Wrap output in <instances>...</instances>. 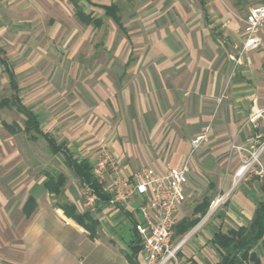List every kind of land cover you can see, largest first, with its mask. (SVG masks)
Wrapping results in <instances>:
<instances>
[{
    "label": "crops",
    "instance_id": "obj_1",
    "mask_svg": "<svg viewBox=\"0 0 264 264\" xmlns=\"http://www.w3.org/2000/svg\"><path fill=\"white\" fill-rule=\"evenodd\" d=\"M27 1H30L28 13L37 20L66 1L73 6L78 23L86 27L99 29L104 25L102 15L86 11L88 6L100 9L113 21L102 8L112 3ZM154 1L158 4L154 10L156 18L148 26L150 35L132 36L123 19L122 27L113 21L126 39L119 44H107L117 45L124 52L122 55L117 52L114 59L111 57L112 62L120 58V81L110 84L107 90H98L100 98L94 96L89 108H93L102 121L99 123L98 116L91 125H75L76 117L67 124L62 115L60 122L56 121L57 133L62 132L60 140L49 128L48 120H43V114L23 102L18 75L0 45L2 56L14 72L19 88L17 95L23 105L38 115L41 130L59 144H65L77 161L87 160L94 166L101 143L102 148L110 145L112 153L125 165L126 174L142 167L164 172L169 167L180 168L188 163L187 200L173 236L178 242L189 235L179 254L181 264H221L225 252L214 243L215 236L233 230L249 231L264 199V178L246 177L233 184L241 161L232 148L233 144L246 145L259 132L247 121L252 112L264 109V32L263 46L244 56L242 64L237 65L227 56L242 43L244 26L240 28L237 22L229 21L217 1L196 0L195 9L176 10L174 2L177 0ZM160 1L167 6L163 8L164 3ZM80 10L101 19L102 24L84 23L78 14ZM217 11L223 18L221 25L211 23V15L220 14ZM59 26L57 24L53 31L59 32ZM75 26H70L72 36L76 35ZM0 66L13 92L11 97L1 98V103L3 99L15 97L16 91L11 87L9 73L1 63ZM2 109L15 110L25 118L23 126L1 120L8 137L24 134L31 142L43 140L52 154L44 138L32 140L25 132L13 134L6 130L4 123H17L24 128L26 117L14 106L0 105ZM79 112L84 113L85 109ZM113 117L116 119L112 122ZM209 124V141L189 160L191 139ZM9 144V140L0 138V264H143L141 239L134 229L140 219L137 211L140 197L131 199L127 205L99 201L94 210L68 195L65 187L62 196H66L65 200L57 199L47 189L46 182L49 175L58 173L46 168L32 170L27 164L17 167L16 159L21 156H17ZM218 196L220 201L217 199L209 210ZM29 199L34 201L29 202ZM207 202L209 207L203 213ZM32 203L35 208L29 211ZM63 203L74 204L79 214L90 212L94 223L85 220L84 225L68 217L59 206ZM195 220L198 222L192 229L181 233ZM249 252L244 264H253L252 254L264 264V234L255 246H249Z\"/></svg>",
    "mask_w": 264,
    "mask_h": 264
},
{
    "label": "rangeland",
    "instance_id": "obj_2",
    "mask_svg": "<svg viewBox=\"0 0 264 264\" xmlns=\"http://www.w3.org/2000/svg\"><path fill=\"white\" fill-rule=\"evenodd\" d=\"M94 1L100 4H118L119 14L132 36L150 35L148 34L150 30L148 26H151L156 18L154 17V10L157 9V1ZM215 1L226 12L229 21L237 22L240 28L244 26L242 19L249 8L259 2V0ZM162 3L164 2L160 1V4ZM175 3L177 5L174 6L175 10L176 8L185 7L195 9V5H197L196 0H177ZM29 4L30 1L27 0H0V45L18 75L20 95L23 102L43 114V120L45 118L48 120L49 128L51 127L60 140L62 132L61 135L57 133L56 123L60 122L62 115L66 118L64 121L67 124H71V120L77 117L73 123L75 125L76 123L91 125L95 122V118L99 116L94 113L93 108H89L94 102V96L100 95L98 90H107L110 84L115 85L120 81L119 74L120 68H122L120 58L117 57V60L112 62L111 57L114 59L117 52H119V55L124 52L117 45L111 47L107 44L109 42L119 44L126 39V36L111 19L104 16L97 8L89 6L86 8L88 12L93 11L96 15L101 14L104 19L103 27L94 29L93 27H86L80 22L78 23L74 16L73 6L69 2L63 1L56 9H53L42 18H38V20L28 13ZM166 4H163V8L167 6ZM222 19L221 13L218 16L216 13L211 15L212 24L221 25ZM57 24H60L59 32L53 31ZM70 26H75L76 31L74 30V34L76 35H73L74 38L70 33ZM136 29L138 31H135ZM130 45L134 48V43L131 42ZM130 45L128 44L127 52ZM231 50L229 54L236 51L235 48ZM227 57L229 58V55ZM2 70L3 68L0 66V99L9 98L13 94L7 76ZM98 97L100 98V96ZM101 107H103L102 104ZM81 108L85 109L84 113L79 112ZM112 111L115 112L113 107ZM57 112L58 114H56ZM93 116L94 118H92ZM24 119L15 110H0V138L1 140H9L10 148L17 156H21L16 159L17 167L21 168V166L27 164L28 168L32 170L46 168L52 173L64 172L67 176L65 191L68 195L77 197L82 204H85L86 199L81 184L73 170L66 166L62 156L50 154L47 144L43 140L31 142L26 139L24 134L8 137L1 125V120H6L8 122H18L23 126ZM99 119L100 123L102 121L100 116ZM114 119L116 118L113 117L112 122ZM106 140H109V138L107 137ZM110 148L108 144L106 148L108 153L124 168L125 165L119 161ZM102 154L103 148L100 143L96 160ZM194 155L195 153L191 158ZM29 156H32L31 160H28ZM224 182L225 180H223ZM238 182L234 174L233 184L235 185ZM65 197L62 199L65 200ZM217 199H219V202L221 197L218 196L211 202L209 210L213 209ZM176 240L177 238L174 237L172 242L176 243Z\"/></svg>",
    "mask_w": 264,
    "mask_h": 264
},
{
    "label": "built area",
    "instance_id": "obj_3",
    "mask_svg": "<svg viewBox=\"0 0 264 264\" xmlns=\"http://www.w3.org/2000/svg\"><path fill=\"white\" fill-rule=\"evenodd\" d=\"M242 22L243 41L229 55L237 65L242 64L244 56L263 46L264 0L250 7ZM247 124L254 125L259 132L246 145L232 146L241 161L235 173L238 181L251 176L264 178V109L252 112ZM210 132L209 124L191 139L189 160L209 141ZM93 174L103 191L110 195L111 204L127 205L131 199L141 198L137 207L140 219L135 222L134 229L141 239L143 264H181L179 254L189 235L176 243L172 240L180 222L182 206L187 200L188 163L180 168L169 167L164 172L153 167H142L126 174L121 164L103 146V154L94 164ZM81 188L86 199L85 206L94 210L100 201L98 195L87 183H83Z\"/></svg>",
    "mask_w": 264,
    "mask_h": 264
},
{
    "label": "trees",
    "instance_id": "obj_4",
    "mask_svg": "<svg viewBox=\"0 0 264 264\" xmlns=\"http://www.w3.org/2000/svg\"><path fill=\"white\" fill-rule=\"evenodd\" d=\"M75 1V0H73ZM105 10V14L113 19V21L122 27V18L119 14L120 8L118 4L112 3L111 5L102 6ZM80 19L86 23H93L95 26H100L102 24L101 19L93 18L91 14H86L82 10L78 12ZM2 49L0 47V63L4 66L5 70L9 73L11 78V87L16 91L15 97L12 99H3L0 103L2 107H16L17 111L23 114L26 117L25 127H20L17 123L7 124L4 123V127L10 133L17 134L19 132H25L30 135L32 140H38L39 137L44 138L49 146V149L53 155H61L64 157V162L66 166L71 168L77 177L81 185L83 183L89 184L95 193L98 195L100 201L109 202L110 195L106 194L102 185L99 184L98 179L95 178L93 174V166L87 160L77 161L65 144H59L55 138L51 137L48 133H45L41 130L40 121L38 115L33 112L30 108L23 105L21 99L19 98L18 84L15 80L14 72L10 69L6 59L2 56ZM67 183V177L65 174L58 173L56 175H49L48 181L46 182V187L50 193L53 194L57 199L62 198L64 194V187ZM34 201L33 199H29ZM210 203H206L203 208V213H205L209 207ZM60 208L64 210V213L76 220L78 223H84L85 220L89 223H94L91 219L90 212H84L83 214L77 213V208L74 204L63 203L59 204ZM35 208L34 203L29 211H33ZM28 211V212H29ZM198 222L195 220L189 225H186L181 233H186ZM264 234V199L260 202L256 219L251 229H240L238 231H230L229 234L218 233L214 238V243L221 249L224 250L225 254L223 255V260L221 264H244V261L248 258L249 255V246H255V244L263 237ZM251 259L254 261L253 264H260V262L255 259V256L252 254Z\"/></svg>",
    "mask_w": 264,
    "mask_h": 264
}]
</instances>
